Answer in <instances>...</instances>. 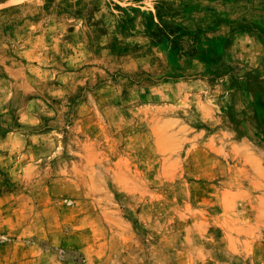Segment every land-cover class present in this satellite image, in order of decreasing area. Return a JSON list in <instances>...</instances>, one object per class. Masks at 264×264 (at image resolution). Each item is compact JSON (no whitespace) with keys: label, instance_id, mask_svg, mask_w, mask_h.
I'll return each mask as SVG.
<instances>
[{"label":"rangeland","instance_id":"1","mask_svg":"<svg viewBox=\"0 0 264 264\" xmlns=\"http://www.w3.org/2000/svg\"><path fill=\"white\" fill-rule=\"evenodd\" d=\"M256 3L0 0V252L264 264V67L211 51Z\"/></svg>","mask_w":264,"mask_h":264},{"label":"crops","instance_id":"2","mask_svg":"<svg viewBox=\"0 0 264 264\" xmlns=\"http://www.w3.org/2000/svg\"><path fill=\"white\" fill-rule=\"evenodd\" d=\"M260 8L257 10H263L264 9V3L258 4L256 3L255 6ZM255 6H251L248 9L247 15L250 14L252 11L256 10L254 8H257ZM262 7V8H261ZM240 17L236 15H231L229 18H226V22L224 25H231L235 24ZM250 20V19H248ZM248 25L252 26L254 29H247L245 31H241L238 33V35H234L233 37H229L226 35H222L220 39H213L211 51L212 53H216L221 55L224 60L227 62H233V61H240L242 66L248 68V69H254V68H263L264 67V37L260 33L258 29L262 27V23L260 20H253L247 21ZM262 31V30H261ZM239 41H241L239 43ZM216 88L218 90L229 92L228 88H226L225 85H218ZM257 94L255 103L258 101L259 97L264 95V87L256 90ZM245 93V92H244ZM248 99V102L246 104H243L241 107V113L246 114L245 112L250 110L252 101H251V94L248 92L244 94ZM260 107V111H263L262 105L258 103V108ZM229 111L232 113H236L235 109L228 108ZM213 120L214 117H211ZM228 133L226 135L235 137L236 136V129L232 126L227 125ZM9 214L1 215V216H7ZM27 230L20 227L18 229L17 233V239H14L12 243H6L1 245V248H3L0 252V264H30L31 258L29 256L35 254V249H37L33 245H27L24 242V238L27 235ZM47 238L50 240L49 236L47 235ZM39 252L44 251L43 248L38 249ZM34 252V253H33ZM42 264H59V262H51L45 257H42Z\"/></svg>","mask_w":264,"mask_h":264}]
</instances>
